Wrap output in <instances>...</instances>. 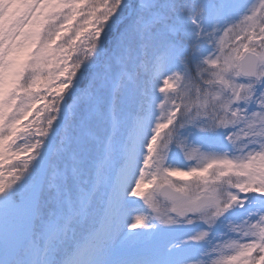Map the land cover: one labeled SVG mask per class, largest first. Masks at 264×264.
<instances>
[{
    "label": "snow or ice",
    "instance_id": "snow-or-ice-1",
    "mask_svg": "<svg viewBox=\"0 0 264 264\" xmlns=\"http://www.w3.org/2000/svg\"><path fill=\"white\" fill-rule=\"evenodd\" d=\"M0 264H264V0H0Z\"/></svg>",
    "mask_w": 264,
    "mask_h": 264
},
{
    "label": "rangeland",
    "instance_id": "rangeland-1",
    "mask_svg": "<svg viewBox=\"0 0 264 264\" xmlns=\"http://www.w3.org/2000/svg\"><path fill=\"white\" fill-rule=\"evenodd\" d=\"M251 5H256V7L259 8L260 0H249V6H251ZM25 142H27V141H25ZM11 162L15 163V160H13ZM125 250H127V246H126Z\"/></svg>",
    "mask_w": 264,
    "mask_h": 264
}]
</instances>
